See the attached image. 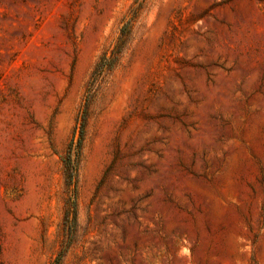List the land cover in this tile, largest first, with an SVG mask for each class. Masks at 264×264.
<instances>
[{
    "label": "rangeland",
    "instance_id": "1",
    "mask_svg": "<svg viewBox=\"0 0 264 264\" xmlns=\"http://www.w3.org/2000/svg\"><path fill=\"white\" fill-rule=\"evenodd\" d=\"M0 264H264V0H0Z\"/></svg>",
    "mask_w": 264,
    "mask_h": 264
},
{
    "label": "trees",
    "instance_id": "2",
    "mask_svg": "<svg viewBox=\"0 0 264 264\" xmlns=\"http://www.w3.org/2000/svg\"><path fill=\"white\" fill-rule=\"evenodd\" d=\"M130 30V23L124 25L121 29L120 36L113 47L105 51L99 58V61L97 62L88 82L86 98L80 108L72 138L64 156L63 162L66 181L68 185H73V197L70 199L66 210V223L68 224V230L70 233H74L77 226L76 184L86 132L90 99L92 98L93 92L100 81H102V79L117 66L120 56L129 41Z\"/></svg>",
    "mask_w": 264,
    "mask_h": 264
}]
</instances>
